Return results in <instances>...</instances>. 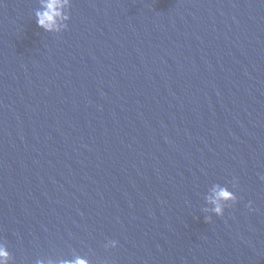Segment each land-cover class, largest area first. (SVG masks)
I'll return each instance as SVG.
<instances>
[{"label": "water", "instance_id": "obj_1", "mask_svg": "<svg viewBox=\"0 0 264 264\" xmlns=\"http://www.w3.org/2000/svg\"><path fill=\"white\" fill-rule=\"evenodd\" d=\"M40 5L0 0L12 264H264V0H72L59 34Z\"/></svg>", "mask_w": 264, "mask_h": 264}, {"label": "clouds", "instance_id": "obj_2", "mask_svg": "<svg viewBox=\"0 0 264 264\" xmlns=\"http://www.w3.org/2000/svg\"><path fill=\"white\" fill-rule=\"evenodd\" d=\"M72 0H41V5L35 11V20L39 28L47 33L59 34L67 29L70 20V9ZM230 190L226 185L216 184L206 194L205 199L211 208H206L205 212L211 213L207 215L206 221H211L212 215L223 216L225 209L231 207L238 202L235 189L238 187V181L234 178L231 182ZM248 209L252 210V204L249 202ZM118 241L110 240L105 244V248H116ZM13 257L6 243H0V264H12ZM36 264H43V261H37ZM48 264H56L54 261H48ZM58 264H91V261L79 254H75L72 258L61 259Z\"/></svg>", "mask_w": 264, "mask_h": 264}]
</instances>
